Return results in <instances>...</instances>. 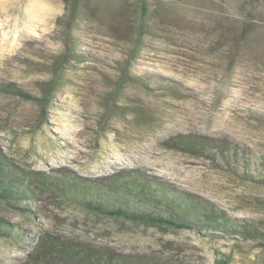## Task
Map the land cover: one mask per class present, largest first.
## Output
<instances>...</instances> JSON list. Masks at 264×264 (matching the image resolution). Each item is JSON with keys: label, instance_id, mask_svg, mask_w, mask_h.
I'll list each match as a JSON object with an SVG mask.
<instances>
[{"label": "rangeland", "instance_id": "1", "mask_svg": "<svg viewBox=\"0 0 264 264\" xmlns=\"http://www.w3.org/2000/svg\"><path fill=\"white\" fill-rule=\"evenodd\" d=\"M73 1L0 0L2 150L40 172L140 168L262 232L115 218L35 188L0 201L15 227L0 264H264V183L163 142L194 132L264 155V0H79L75 16ZM68 31L87 58L56 68Z\"/></svg>", "mask_w": 264, "mask_h": 264}, {"label": "trees", "instance_id": "2", "mask_svg": "<svg viewBox=\"0 0 264 264\" xmlns=\"http://www.w3.org/2000/svg\"><path fill=\"white\" fill-rule=\"evenodd\" d=\"M78 5L79 0L72 2L74 16L78 11ZM67 37L69 47L56 58V68L65 66L74 58L81 61L87 58L86 52L78 53L75 50L79 43L71 39V31H68ZM127 76L129 73L123 72L121 82ZM130 76L149 89L152 88V84L159 83L157 80L139 75ZM63 78L60 73L54 76L51 80L53 90ZM6 87L28 95L13 83L7 84ZM163 142L167 148L208 157L220 166L233 169L245 179L264 183V155L251 152L239 143L194 132H179L170 135ZM35 188L53 190L83 203L97 213L115 218L175 228L198 227L221 230L249 236H256L262 232L255 223L248 220L240 221L211 201L160 177L151 176L140 168H122L93 178L66 171L40 172L17 165L0 147V201L15 205L18 201L35 197ZM14 231L15 227L0 216V236L9 237ZM40 248L45 250L53 247L41 244L37 248V255Z\"/></svg>", "mask_w": 264, "mask_h": 264}]
</instances>
